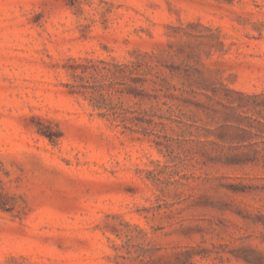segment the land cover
<instances>
[{"label":"rangeland","instance_id":"rangeland-1","mask_svg":"<svg viewBox=\"0 0 264 264\" xmlns=\"http://www.w3.org/2000/svg\"><path fill=\"white\" fill-rule=\"evenodd\" d=\"M0 191V264H264V0H0Z\"/></svg>","mask_w":264,"mask_h":264},{"label":"trees","instance_id":"trees-1","mask_svg":"<svg viewBox=\"0 0 264 264\" xmlns=\"http://www.w3.org/2000/svg\"><path fill=\"white\" fill-rule=\"evenodd\" d=\"M70 60L72 63L68 66V70L73 81L65 84L66 87H68V92L70 94L82 95L89 93L92 100V106L97 109H105L104 111L99 112V115L101 116H105V114H107L106 112L111 111L106 104V101L108 100L107 93L100 90L97 91L96 94V90L91 91V87L88 84L77 82V80H84L86 77H92L95 71L100 72V68L96 66L95 62L104 64L101 70H105V77L109 74V77L111 78L116 75V73H120L123 84L126 87V92L132 93L134 97H146L144 91L147 84L156 85L159 83L158 80L161 79L163 83L167 82L164 77L161 78L156 72H152V67L148 64L142 63L141 60H130L123 63L109 62L102 59L94 60L90 58H84L82 61L73 58ZM143 65L145 66L144 68ZM128 113H132V111L127 108H122V112H120L119 117H117V119H119V125L125 130L140 132L142 129H146L143 127L144 123H156L153 119L148 120L144 118L143 115L141 116L140 112H138V115L133 114L130 116L127 115ZM9 209L10 207L8 206L6 196L0 191V210L8 211Z\"/></svg>","mask_w":264,"mask_h":264}]
</instances>
